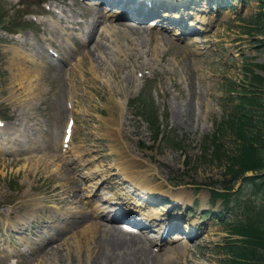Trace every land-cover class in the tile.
<instances>
[{
  "label": "rangeland",
  "instance_id": "obj_1",
  "mask_svg": "<svg viewBox=\"0 0 264 264\" xmlns=\"http://www.w3.org/2000/svg\"><path fill=\"white\" fill-rule=\"evenodd\" d=\"M42 1L60 15L43 9ZM88 2L0 0V114L7 124L0 128V264H97L95 255L87 257L90 243L81 236L89 221L81 223L78 216L92 193L106 191L119 199L126 193L124 184L115 185V163L127 169L124 179L138 174L156 195L182 198L179 206L194 212L184 220L200 231L193 242L173 241L158 252L155 239L147 249L124 243L127 262L223 264L225 254L218 247L228 237L227 227L201 211L220 210L222 200L212 204L209 188H221L228 176L204 142L217 134L216 125L237 95L226 87L247 85V71L263 78L259 94L264 101V70L255 66L264 65V46L255 42L264 39V32L250 31L259 28L255 20L264 9L256 0L244 7L232 1L227 11L214 1L205 4L212 27L195 42L120 20L125 11L116 16L103 2ZM32 15L43 21L33 23ZM7 23L17 35L3 31ZM24 23L28 29L20 30ZM49 45L64 62L46 55ZM26 76L32 80L30 99L17 85ZM144 88L151 93L146 107L158 114L165 140L153 142L150 126L129 105ZM70 115L72 142L64 151L60 139ZM226 145L234 148L230 141ZM156 210L165 217L173 214L166 206ZM70 212L74 218L69 219ZM119 235L129 241L123 231ZM97 237L106 241L111 232Z\"/></svg>",
  "mask_w": 264,
  "mask_h": 264
},
{
  "label": "trees",
  "instance_id": "obj_2",
  "mask_svg": "<svg viewBox=\"0 0 264 264\" xmlns=\"http://www.w3.org/2000/svg\"><path fill=\"white\" fill-rule=\"evenodd\" d=\"M258 1L260 7L264 8V0ZM256 18L255 23L259 28L250 31L263 33L264 14L261 13ZM257 42L264 43L261 40ZM255 66L264 70V65ZM244 77L248 79L244 87L229 84L231 91L238 92L237 102L218 124V136H214L213 158L225 166L224 176H228L227 182H230L228 186L224 185L226 190L231 189L232 180L242 178L240 192L248 189L253 195L244 199L239 192L231 200L229 193L212 190L211 196L213 199L223 197L226 204L233 203L235 209L240 207L245 214L243 221L228 225L230 237L235 238L226 239L221 247L227 256L224 261L227 264H264V101L258 94L263 85V78L251 70L247 71ZM146 106L142 99L138 100L137 109L142 110L144 119L155 131L153 139L156 140L159 123L155 113ZM227 138L235 144L234 148H225L223 139ZM247 172H252L253 175L244 177Z\"/></svg>",
  "mask_w": 264,
  "mask_h": 264
},
{
  "label": "bare ground",
  "instance_id": "obj_3",
  "mask_svg": "<svg viewBox=\"0 0 264 264\" xmlns=\"http://www.w3.org/2000/svg\"><path fill=\"white\" fill-rule=\"evenodd\" d=\"M118 25L122 26L121 23H118ZM22 55H24V53ZM27 73H29L31 75L30 71H28ZM17 85L26 92L28 99H30V95L33 94L32 93V89H33L32 80L30 78H28V76H26L25 79H20V80L17 79ZM25 100L26 99H24V101ZM10 139H15V138H10ZM6 140H8V139H6ZM8 143H12V142L9 141ZM48 160H51V159H48ZM114 165H112V166L115 168H119L120 172H122V173L127 171V169L124 166L121 167L119 163H118V165L116 163ZM131 179L135 180L138 183L140 188H142V189L147 188V185L145 184L142 176L136 174L134 176V178H131ZM147 190H150V189H147ZM136 194H138V193H136ZM86 214H87V212L83 211V212H81V214L78 217L82 218V219L87 218ZM74 216H75V213H72V212L69 213L70 218H72V217L74 218ZM93 217L99 218L98 216L95 215V213H92L90 215V219H92ZM71 224H72V222H71ZM110 232H111V237L106 241L101 240L100 239L101 237L98 239L99 236L97 237V235H100V234L103 237L104 235H106L107 233H110ZM119 234H120V231H118L116 229L102 228L99 225L95 224L94 222H91L88 225H86L81 232V236H82L83 240H87L90 243L85 248V250L88 251L87 257L90 259V258H92V255H95L94 258H95L97 264H105V262L107 260H111L110 264H130L129 262H127V258H126L127 254L124 253V251H122V245L124 243L129 244V245L133 244L135 246L139 245V243H140L141 245H143L141 247L147 249L148 242L145 240H141L138 235H136V234L135 235H133V234L129 235V234L124 233V236H128V238H126V239H129V241H123V240L121 241ZM105 242H106V244L103 246V244ZM139 248H140V246H139ZM98 254H99V256H96Z\"/></svg>",
  "mask_w": 264,
  "mask_h": 264
}]
</instances>
